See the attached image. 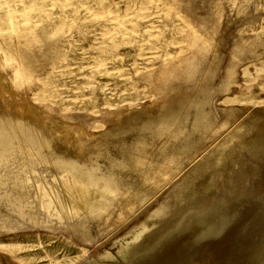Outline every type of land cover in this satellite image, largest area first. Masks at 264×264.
Instances as JSON below:
<instances>
[{
  "label": "rangeland",
  "instance_id": "rangeland-1",
  "mask_svg": "<svg viewBox=\"0 0 264 264\" xmlns=\"http://www.w3.org/2000/svg\"><path fill=\"white\" fill-rule=\"evenodd\" d=\"M261 112L264 0H0V264H264Z\"/></svg>",
  "mask_w": 264,
  "mask_h": 264
},
{
  "label": "bare ground",
  "instance_id": "bare-ground-1",
  "mask_svg": "<svg viewBox=\"0 0 264 264\" xmlns=\"http://www.w3.org/2000/svg\"><path fill=\"white\" fill-rule=\"evenodd\" d=\"M198 50H202V48L200 47V45H198V47H196ZM177 112H179V110H175V111H173V112H170L168 115H163V117H161L159 120H157L159 123H161V124H165L166 126H170L171 124H173V123H175V122H177V120H178V114L179 113H177ZM253 115V114H252ZM12 118V120H14L15 122H21V121H24L23 119H21V118H19L18 116L17 117H13V116H11ZM202 118H203V122L205 121V117H207L206 115H202L201 116ZM2 121V120H1ZM0 121V128L1 129H6L5 131H7V129H9L8 127H7V125L2 121L1 122ZM261 122H264V113L263 112H261V113H259L255 118H251V119H249V120H247V121H245V123L247 124V125H253V124H259V123H261ZM22 127V125L21 126H19V129ZM23 129H24V127H23ZM11 130V129H10ZM69 132V131H68ZM65 133L64 135H63V137L61 138L62 140H64L65 142H67L69 145H71L72 146V149H73V151H74V153L77 155V156H79V157H81V158H84V159H89L91 156H92V154H93V149H92V147L90 146V145H88V144H80L79 142H78V138H77V136L72 132H69V133ZM81 133V132H80ZM20 134L21 135H24L25 137H27L25 134H24V132H23V130H20ZM85 133H83V134H81L80 136H82V135H84ZM234 138H235V134L234 135H231V136H229V138H228V141H226L222 146H221V148H220V153H222L223 151H225L226 150V148H227V146H229L232 142H233V140H234ZM52 140H54V138L52 137ZM58 140H60V139H56V141H58ZM63 141H61V143H62ZM77 143H79L80 145L78 146L77 145ZM65 146V145H64ZM254 146H256V144H254ZM210 162V161H209ZM207 171L209 172V171H211V175L213 174V172L214 171H216V170H214V171H212L213 170V168H211L210 167V163L208 164V166H207ZM205 169V170H206ZM210 169H212V170H210ZM204 172V171H203ZM205 173H207V172H205ZM202 174V173H201ZM203 175V174H202ZM195 176V175H194ZM214 175H212V180H214L215 179V177H213ZM192 178V177H191ZM194 179V178H193ZM213 182V181H212ZM191 184V183H190ZM60 186V185H59ZM192 186V185H191ZM58 187V186H57ZM183 188V187H182ZM56 189H58V188H56ZM63 191H62V190ZM61 189L59 190H56V192H55V189H54V191H45L44 193H43V197H44V200H45V205H46V208L50 211V209H54L55 211L57 210V211H60L61 209L65 212V213H70V212H72V209L69 207V204H68V200H67V196H65V192H68V191H71L73 194H74V197H75V200L77 201V203L81 206V207H83L84 209H92V208H96L102 201H104V199L106 198V196H107V194H108V192H109V190L108 189H101L93 180H91L86 174H81L80 176H78L77 178H76V180H75V182H74V185H73V187L72 188H67V186H66V184L65 183H62L61 182ZM181 190V189H180ZM185 191V190H184ZM178 196V195H177ZM180 199V198H179ZM192 200V199H191ZM180 201H182V200H180ZM222 201H224V200H222ZM222 201L220 202V201H218V202H220V204L222 203ZM213 202V201H212ZM193 203H195V202H193ZM197 204V203H196ZM203 204V203H202ZM210 204V203H209ZM187 205V204H186ZM192 205H195V204H192ZM199 205V204H198ZM215 205V204H214ZM200 206V205H199ZM210 206V205H209ZM185 207V206H184ZM191 207V206H190ZM212 207V206H211ZM211 207H209L208 209H210ZM186 208V207H185ZM194 208V207H193ZM178 209H179V207H178ZM189 209V208H188ZM208 209H207V211H208ZM216 209V208H215ZM180 210V209H179ZM172 211V210H171ZM177 211V210H176ZM180 211H182L183 212V210H180ZM212 211V210H211ZM219 211V210H218ZM158 212V211H157ZM157 212H155L156 214H158ZM160 212V211H159ZM170 211H169V209L168 210H165V211H162L161 213L162 214H164V215H166V214H168ZM206 212V211H205ZM204 212V213H205ZM221 212V211H220ZM224 212V211H223ZM154 213V214H155ZM160 213V214H161ZM175 213V212H174ZM185 213V212H184ZM201 213V212H200ZM215 213H216V210H215ZM205 214H207V213H205ZM174 215V214H173ZM176 215V214H175ZM174 215V216H175ZM170 216V215H169ZM187 216V215H186ZM201 216H202V214H201ZM200 216V217H201ZM210 216V215H209ZM219 216V215H218ZM225 216V215H224ZM171 217V216H170ZM188 217V216H187ZM206 217V216H205ZM169 218V217H168ZM190 218V217H189ZM199 218V217H198ZM223 218V217H222ZM226 218V217H225ZM203 219V218H202ZM172 220H173V218H172ZM209 220V219H208ZM211 220V219H210ZM214 220H215V218H214ZM217 220V219H216ZM215 220V221H216ZM158 221V220H157ZM169 221V220H168ZM187 221V220H186ZM221 221V220H220ZM219 221V222H220ZM170 222H171V220H170ZM172 222H174V221H172ZM171 222V223H172ZM198 222V221H197ZM201 222H203V221H201ZM200 222V223H201ZM225 222H227V220L225 221ZM224 222V223H225ZM228 222H229V220H228ZM232 222V221H231ZM154 223H155V221H154ZM153 223V224H154ZM166 223V222H165ZM169 223V222H168ZM170 223V224H171ZM181 223V222H180ZM188 223V222H187ZM191 224H193V223H191ZM190 224V225H191ZM194 224H196V223H194ZM193 224V225H194ZM199 224V223H198ZM152 225V224H151ZM158 225H160V224H158ZM185 225H186V223H185ZM156 226V225H155ZM161 226V225H160ZM172 226V225H171ZM151 227H154V226H151ZM163 227V225L160 227V228H162ZM170 227V226H169ZM183 227V226H182ZM193 227H195V226H193ZM193 227L191 228V229H193ZM146 228V227H145ZM157 228H158V226H157ZM184 228V227H183ZM187 228V227H186ZM224 228H226V227H224ZM223 227L221 228L222 230L224 229ZM154 229H155V227H154ZM163 229H165V228H162V230ZM144 230V229H143ZM147 230L149 231L150 230V227H149V229L147 228ZM153 230V229H152ZM152 230H150V231H152ZM158 230V229H157ZM183 231H185L184 229H182ZM138 231V230H137ZM137 231H136V234H137ZM146 231V230H145ZM148 231H147V233H148ZM160 231V230H159ZM164 231V230H163ZM141 232H143V231H141ZM153 232V231H152ZM165 232V231H164ZM174 232H176V230H174ZM135 233V232H134ZM139 234H140V231L138 232ZM143 233H146V232H143ZM141 234L142 236L144 235V234ZM150 233L151 232H149V235H150ZM154 233V232H153ZM179 232H177V234H178ZM181 233V232H180ZM184 233V232H183ZM218 233H220V232H218ZM155 234H156V230H155ZM132 235V234H131ZM140 235V236H141ZM180 235V234H179ZM133 236H134V234H133ZM136 236V235H135ZM169 236V235H168ZM129 238V237H128ZM149 238V237H148ZM171 238V237H170ZM176 238H178V237H176ZM175 238V239H176ZM168 239V238H167ZM174 239V238H173ZM179 239V238H178ZM130 240V239H129ZM140 240V239H139ZM142 240H140V242H141ZM172 241V240H171ZM177 241V240H176ZM179 241V240H178ZM178 241H177V244H179L178 243ZM140 242H139V244H140ZM164 242V241H163ZM181 242V241H180ZM136 244H137V241L135 242ZM176 243V242H175ZM170 244H172V243H170ZM184 244V243H183ZM133 245V244H132ZM160 245V244H159ZM164 245V244H163ZM166 245H168V243L166 244ZM173 245V244H172ZM165 246V245H164ZM169 246V245H168ZM184 246V245H183ZM183 246H182V248H183ZM131 248H132V246H130ZM167 247V246H166ZM165 247V248H166ZM176 247V246H175ZM148 248V247H147ZM169 249V248H168ZM176 249V248H175ZM184 249V248H183ZM130 250V249H129ZM137 251V250H136ZM141 251V250H140ZM145 251V250H144ZM164 251V250H163ZM180 251V250H179ZM179 251H178V249H177V252L179 253ZM132 252H133V250H132ZM154 252V251H153ZM167 252V251H166ZM169 252V251H168ZM121 253V252H120ZM141 253V252H140ZM174 253V252H173ZM175 253H176V251H175ZM134 254V253H133ZM153 254V253H152ZM182 253H180V256H182L181 255ZM206 254V253H205ZM204 254V255H205ZM208 254V253H207ZM130 255V254H129ZM170 255V254H169ZM176 255V254H175ZM152 256V255H151ZM171 257H172V254H171ZM174 257V256H173ZM128 258V257H127ZM129 258H130V256H129ZM152 258V257H151ZM160 258V257H159ZM177 258H179V257H177ZM181 258V257H180ZM184 258V257H183ZM190 258V257H189ZM166 259H167V257H166ZM128 260V259H127ZM144 260V259H143ZM142 260V261H143ZM148 260V259H147ZM157 260V259H156ZM159 260H162V259H159ZM169 260H170V258H169ZM172 260V259H171ZM177 260V259H176ZM183 260V259H182ZM187 260V259H186ZM202 260H203V258H202ZM153 261V260H152ZM155 261V260H154ZM153 261V262H154ZM165 261H167V260H165ZM174 261V260H173ZM179 261V260H178ZM127 262V261H126ZM139 262V261H138ZM188 262V261H187ZM187 262H186V264H187ZM144 263V262H143ZM158 263H160V262H158ZM157 263V264H158ZM164 263V262H163ZM172 263V262H171ZM115 264V263H114ZM167 264V263H166ZM172 264H174V263H172ZM185 264V263H184ZM202 264V263H201Z\"/></svg>",
  "mask_w": 264,
  "mask_h": 264
}]
</instances>
